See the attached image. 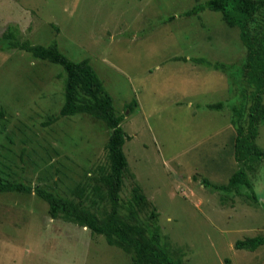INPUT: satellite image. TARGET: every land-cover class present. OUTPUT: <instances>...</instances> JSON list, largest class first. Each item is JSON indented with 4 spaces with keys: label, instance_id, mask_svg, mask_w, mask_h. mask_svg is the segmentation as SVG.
Instances as JSON below:
<instances>
[{
    "label": "rangeland",
    "instance_id": "obj_1",
    "mask_svg": "<svg viewBox=\"0 0 264 264\" xmlns=\"http://www.w3.org/2000/svg\"><path fill=\"white\" fill-rule=\"evenodd\" d=\"M205 1L0 0V175L44 187L98 217L109 210L99 181L108 128L86 113L50 118L63 102L62 67L8 47L2 36L11 26L16 39L56 42L95 69L127 135L121 202L138 183L151 205L140 219H156L161 244L178 264H264V244L234 247L264 235V158L246 167L257 202L245 186L225 194L200 182L226 183L238 168L233 110L245 125L255 89L241 74L246 50L239 29L207 7L185 14ZM262 23L264 9L252 33ZM255 143L264 150V122ZM131 254L87 227L51 218L33 192H0V264H133Z\"/></svg>",
    "mask_w": 264,
    "mask_h": 264
},
{
    "label": "trees",
    "instance_id": "obj_2",
    "mask_svg": "<svg viewBox=\"0 0 264 264\" xmlns=\"http://www.w3.org/2000/svg\"><path fill=\"white\" fill-rule=\"evenodd\" d=\"M207 7L219 11L223 20L230 27L239 29L241 42L246 50V58L242 64L241 74L244 81L254 83L252 104L246 124L240 123L241 113L234 109L232 123L235 129L234 158L239 163L238 168L230 175L226 183H213L207 178L200 179L205 187L212 190L228 193H241L242 186L250 190L248 197L257 202V196L249 181L246 167L253 157L264 158V150L260 149L255 138L258 125L264 122V23L259 32L252 33L251 23L255 21L259 12L264 9V0H206L202 6H197L186 15L196 13ZM173 17H170L172 19ZM2 39L11 48H18L29 52L33 57L44 59L59 64L64 73L63 102L57 115H52V120L59 116H72L89 114L93 118L103 121L108 128V138L105 143L107 153V166L99 176L100 184L106 189V197L110 202L109 210L103 217H98L94 212L85 208L81 203L58 196L44 187H32L28 184L5 180L0 175V192L34 193L48 205L51 218L61 217L74 222L82 227H87L94 234L103 235L109 245L118 246L132 254L133 264H178L179 259L172 258L161 244V232L156 219L148 215L150 222L140 219L141 213L151 206L140 185L132 184L131 195L121 202L120 191L124 176L127 172L128 162L123 150L127 135L121 125L123 115L118 114L113 105V98L104 88L95 69L86 58L73 60L63 53L56 42L50 44L31 43L29 40H18L11 26L7 27ZM195 62L198 60L193 59ZM205 61V60H203ZM202 61V62H203ZM201 62V61H199ZM208 66L227 72L230 64L223 62L210 63ZM233 78V72L230 73ZM135 100H131L128 108H132ZM208 107L220 108L222 102L209 104ZM4 111L0 109V118ZM193 179L198 180L196 176ZM225 202V196L221 195ZM151 216H157L154 207H151ZM152 221V222H151ZM264 244V235H256L238 239L234 243L236 249L254 250Z\"/></svg>",
    "mask_w": 264,
    "mask_h": 264
}]
</instances>
